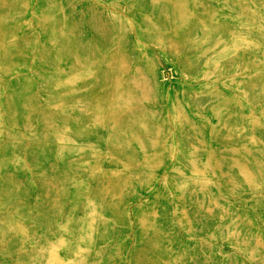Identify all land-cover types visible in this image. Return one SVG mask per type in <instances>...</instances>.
Returning a JSON list of instances; mask_svg holds the SVG:
<instances>
[{
  "label": "rangeland",
  "instance_id": "1",
  "mask_svg": "<svg viewBox=\"0 0 264 264\" xmlns=\"http://www.w3.org/2000/svg\"><path fill=\"white\" fill-rule=\"evenodd\" d=\"M0 264H264V0H0Z\"/></svg>",
  "mask_w": 264,
  "mask_h": 264
}]
</instances>
